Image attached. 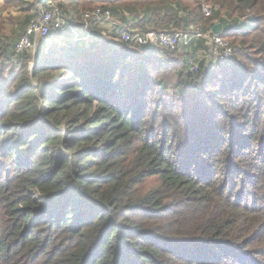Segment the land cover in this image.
Here are the masks:
<instances>
[{
	"label": "trees",
	"instance_id": "16d2710c",
	"mask_svg": "<svg viewBox=\"0 0 264 264\" xmlns=\"http://www.w3.org/2000/svg\"><path fill=\"white\" fill-rule=\"evenodd\" d=\"M52 1L170 32L215 18L235 53L41 49L35 86L0 21V264H264V0Z\"/></svg>",
	"mask_w": 264,
	"mask_h": 264
},
{
	"label": "built area",
	"instance_id": "2783aa9c",
	"mask_svg": "<svg viewBox=\"0 0 264 264\" xmlns=\"http://www.w3.org/2000/svg\"><path fill=\"white\" fill-rule=\"evenodd\" d=\"M37 9L15 45L16 54L36 53L37 42L45 41L53 36L62 45L69 42L71 46L75 47L90 46L94 43L105 42L107 38L113 37V41L117 45L124 44L148 50L172 51L182 46L192 49L198 43L204 42L206 49H200L198 55L203 54L204 58H214V64L230 59L233 54V48L227 41L220 35L214 34L212 30L206 31L201 26L193 27L188 31L148 30L137 32L129 30L125 24L121 25L118 22V20L121 21V18H118L110 8L106 7L87 10L76 21L68 20L63 9L52 0H39ZM202 11L206 18L212 15V7L203 5ZM95 30H101V34L97 38L94 37ZM35 64L36 60L30 62V69ZM191 64L193 70L198 68V63L191 62Z\"/></svg>",
	"mask_w": 264,
	"mask_h": 264
},
{
	"label": "rangeland",
	"instance_id": "374dc122",
	"mask_svg": "<svg viewBox=\"0 0 264 264\" xmlns=\"http://www.w3.org/2000/svg\"><path fill=\"white\" fill-rule=\"evenodd\" d=\"M24 2L27 3L24 6L25 9H21V8H17V6L14 5V4L6 5L4 0H0V21L5 24L3 26L4 27L5 39H3V36H2V40H4V42L8 45L9 49H13L15 47V45H16L17 41L19 40L20 36L26 30V28L28 26V23H29L28 20H30L31 16L35 14V11H36V9L38 7L39 0H25ZM204 4L209 6V7H212V15H213V13L219 11V8H220L219 4H211V3H204ZM30 5L34 6V8L31 9V10L29 9ZM115 6L116 7H111L110 6V8H113V10L114 9H116V10L118 9L115 12V15L118 18H121V21H119L117 19V17H115V18L118 20V22L121 25L125 24V27L128 28L129 30L137 31V32H144L145 30H147V31L148 30L168 31V30H164L163 28H153V25L152 26L145 25L144 24V22H145V15H144L145 12L131 11V10H129V8H127V6L124 7V8L119 6V5H115ZM96 7H100V6L96 5ZM93 8H94V6H93ZM168 10L172 11V12H176L177 11L178 15H180V17H183V18H186V16L188 15V13H184V12H186V9L179 10L177 8V6L174 5V4H171V6L169 7ZM65 14H66V17H67L68 20H73V21L74 20L76 21V19L80 16L79 14H75V12H72L70 10H67V11L65 10ZM222 17L224 18V15H222ZM211 22H212V24H215L214 26L218 25V23H219L218 19H215V18L211 19ZM198 26H201V27H203L205 29L206 24L203 23V22H198L197 24H194V26H191V27L189 26L190 27L189 29H191L193 27H198ZM167 29H170V27L167 28ZM100 34H101V30H95L94 37L97 38V37L100 36ZM55 38L56 37L53 36V38L51 37L48 41H47V39L45 41L39 40L37 42L38 43L37 50H36L37 54L34 53V52L27 53V55H28L27 63H29L28 64V67H29V71L28 72H30L29 73V79H30L32 84L34 83L35 86L38 85L37 84L38 83L37 79H39V78H35L34 79V77L32 75L33 68L30 69V62L36 60V55H38V50L43 49L42 52H44V53L52 52V49L54 48L55 43L58 44L56 42ZM109 38L113 39V37H109ZM107 40H110V39L107 38ZM69 45H70V43L66 42L64 44V46L66 48H64V47L62 48L63 50H65L66 53H64V55L67 56V57L71 56V53H69V52L72 51L68 47ZM117 46L123 47L125 45L124 44H118ZM237 47L238 46H235V48H237ZM232 48H233V54H234L235 53L234 47L232 46ZM56 50L60 51L61 48L57 47ZM175 53L178 56H186L188 59L190 57V54H192L191 55V58L193 59L192 62L203 60V61L206 62V65L208 67H212V65L215 62L214 58H204L203 54L202 55H196L197 57H196V59H194L195 56L193 54V50L192 49H188V48H186L184 46H182L179 49H177V51ZM1 66L2 65L0 64V68H1ZM2 68H4V66ZM121 76L124 77L125 79L128 78V76L125 77L123 75V73L121 74ZM64 127H65V125H63L60 129L63 130Z\"/></svg>",
	"mask_w": 264,
	"mask_h": 264
},
{
	"label": "crops",
	"instance_id": "0c3cea01",
	"mask_svg": "<svg viewBox=\"0 0 264 264\" xmlns=\"http://www.w3.org/2000/svg\"><path fill=\"white\" fill-rule=\"evenodd\" d=\"M78 19V18H77ZM219 24V23H218ZM53 38V37H52ZM50 39V38H49ZM49 39H47V41L49 40ZM46 41V42H47ZM59 40H56V42L58 43V44H56L55 43V45L56 46H54V47H59V48H62V47H64V48H66L64 45H62L60 42H58ZM107 41H109V40H106L105 42H107ZM110 45H111V47H112V50H113V48L115 49V50H119V47L117 46V44L115 43V42H111L110 43ZM70 49H75V50H81V51H84V50H88V49H91V48H93V50H94V48H95V43L94 44H91L90 46H79V47H75V46H71V44H70V46H68ZM95 51V50H94Z\"/></svg>",
	"mask_w": 264,
	"mask_h": 264
},
{
	"label": "water",
	"instance_id": "95a60500",
	"mask_svg": "<svg viewBox=\"0 0 264 264\" xmlns=\"http://www.w3.org/2000/svg\"><path fill=\"white\" fill-rule=\"evenodd\" d=\"M214 34L219 35L222 32V25L218 24L212 28Z\"/></svg>",
	"mask_w": 264,
	"mask_h": 264
}]
</instances>
